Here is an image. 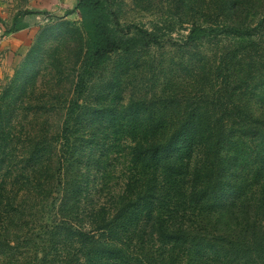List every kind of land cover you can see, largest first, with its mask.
Instances as JSON below:
<instances>
[{
    "label": "trees",
    "instance_id": "trees-1",
    "mask_svg": "<svg viewBox=\"0 0 264 264\" xmlns=\"http://www.w3.org/2000/svg\"><path fill=\"white\" fill-rule=\"evenodd\" d=\"M76 10L78 29L60 20L41 30H66L79 43L67 74L72 95L50 105L65 112L58 129L20 136L11 129L15 103H0V264H264L263 4L173 0L151 28L122 22L119 0H77L67 14ZM46 13L18 11L10 30ZM186 23L184 40L165 38ZM166 43L195 49L190 83L135 98L119 115L84 102L110 63L121 70L105 90ZM36 50L17 78L34 81L38 72H26ZM51 57L62 79L67 64ZM15 82L3 96L18 89ZM257 98L260 111L249 102ZM98 117L131 141L126 182L109 202L100 201L104 167L94 158L102 132L88 128Z\"/></svg>",
    "mask_w": 264,
    "mask_h": 264
},
{
    "label": "rangeland",
    "instance_id": "rangeland-1",
    "mask_svg": "<svg viewBox=\"0 0 264 264\" xmlns=\"http://www.w3.org/2000/svg\"><path fill=\"white\" fill-rule=\"evenodd\" d=\"M6 3L8 7H15L18 11L39 9L44 2L43 0H1ZM52 9L47 10L48 15L46 17L40 16L39 20H46L33 38L32 43L27 53L21 58L20 62L11 66V62L5 61L6 55L0 54V103L2 105H12L15 103L16 111L14 113V119H12L11 129H15V133L20 135L24 132L29 133V136H36L40 132L50 134L58 129L59 123L64 117L65 112L59 109L52 110L50 105L56 104L60 106L65 103L70 96L71 78H67V74L75 62V55L79 43L77 41H71L66 30H57L56 32H50V29L46 30V35L43 36L41 30L49 28L60 20L71 21V28H79L81 23V14L76 10L75 14L70 17L64 18L60 15H55L56 7L54 5ZM156 5H150L148 2ZM256 3H262L264 6V0H253ZM173 4V0H141L137 2L135 0H119V7L121 10V21L129 23L134 20L140 22L145 26L151 28L158 20L157 13L169 12V8ZM31 6V7H27ZM75 6V5H74ZM261 8V7H260ZM259 8V9H260ZM67 12V11H66ZM46 15V14H45ZM51 18L49 19L48 17ZM37 16H33L36 19ZM48 18V19H47ZM186 22V21H185ZM190 25L184 24L176 26V30L172 35H165L167 40L182 41L190 32ZM67 35V36H66ZM169 38V39H168ZM3 39L0 40V43ZM36 48L40 57L36 60L27 70V74L32 75L37 73L36 78L28 79L27 76L17 78L18 70L24 66L27 55L32 48ZM149 55L141 56L137 63L131 65L135 70L129 74L125 72L121 75V84L111 90H105V86L108 81L114 80L118 69L116 62L109 64L108 68L95 78L94 88L90 91V96L86 95L85 103L96 108L105 109L107 106H111L116 115H119L123 107L134 100L144 96L160 95L163 88H172L175 85L183 86L193 80L189 69L186 67L192 64L194 58L193 54L196 52L194 48H179L171 43H166L164 48H157L152 50ZM205 51L207 54L211 53V49L203 47L201 52ZM55 58L61 56L62 60L67 64L65 73L62 74V79L55 77L60 76L61 64L53 65L55 69H52L50 64H54ZM155 58V59H154ZM42 59H44L42 61ZM149 59H154L155 63L151 66L148 62ZM52 62V63H51ZM68 62V63H67ZM61 63V61H60ZM146 63L148 66L146 67ZM200 64V62H198ZM191 67V66H190ZM186 68V69H185ZM19 77V76H18ZM18 79V80H17ZM16 80L18 89L14 90L11 94L3 96V92L9 87V85ZM30 80V81H29ZM18 81V83H17ZM27 83V84H26ZM23 84V85H22ZM26 84V86H24ZM20 93V100H17V95ZM14 94V95H13ZM72 95V94H71ZM253 102L254 108L258 111L263 107L262 101L257 98ZM262 106V107H261ZM11 107L8 108V110ZM2 111H6L2 109ZM104 112V111H103ZM105 115V113H103ZM7 115V113L5 114ZM102 116V115H101ZM21 126H24L22 132H18ZM88 128L93 132L94 129L99 130V146L97 151L94 152L95 157L99 159V165H103L104 169L99 173L98 183L102 186L104 191L101 193L100 201L109 202L110 195H116L122 192L123 185L126 182L128 176L127 170L130 166L128 153L129 148H126L131 142L129 137H123L122 141L120 135L116 136L115 132H121L119 126H114L108 123V118L98 117V120L92 124L88 123ZM17 129V130H16ZM13 131V132H14ZM86 132H90L87 130ZM25 133V134H26ZM23 134V136L25 135ZM121 142H124L125 147H121ZM126 148V149H125ZM22 193V192H21Z\"/></svg>",
    "mask_w": 264,
    "mask_h": 264
},
{
    "label": "crops",
    "instance_id": "crops-1",
    "mask_svg": "<svg viewBox=\"0 0 264 264\" xmlns=\"http://www.w3.org/2000/svg\"><path fill=\"white\" fill-rule=\"evenodd\" d=\"M43 4L40 5V7H43L44 10H50L52 9L51 6L53 5V1L51 0H43ZM77 0H56L54 2L55 9L54 11L55 15H60L61 17L64 16V18L70 17L71 15L75 14H67L66 11L73 9L76 5ZM8 7L6 6V3H3L0 0V34H2L3 42L0 43V54L3 53L6 55V60L11 62V66L17 65L21 58L27 53L29 50V47L32 43V39L35 38V34L38 31L39 27L42 26L45 23L46 20H39L40 16H48L52 15L51 13L45 14H33V15H27L24 18L25 22L29 23V26H27L25 29L20 31H12L10 30L11 26L13 25V18L18 12V9H15V7ZM31 7V6H27ZM53 7V6H52ZM33 16H37L33 18ZM49 19L51 18L48 17ZM47 18V19H48Z\"/></svg>",
    "mask_w": 264,
    "mask_h": 264
},
{
    "label": "built area",
    "instance_id": "built-area-1",
    "mask_svg": "<svg viewBox=\"0 0 264 264\" xmlns=\"http://www.w3.org/2000/svg\"><path fill=\"white\" fill-rule=\"evenodd\" d=\"M2 36H3V35H2V34H0V40L4 39V38H2Z\"/></svg>",
    "mask_w": 264,
    "mask_h": 264
}]
</instances>
